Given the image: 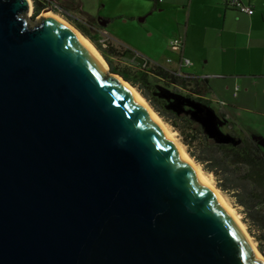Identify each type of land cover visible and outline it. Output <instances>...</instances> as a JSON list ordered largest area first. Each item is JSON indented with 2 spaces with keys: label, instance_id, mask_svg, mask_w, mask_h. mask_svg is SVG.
Wrapping results in <instances>:
<instances>
[{
  "label": "water",
  "instance_id": "95a60500",
  "mask_svg": "<svg viewBox=\"0 0 264 264\" xmlns=\"http://www.w3.org/2000/svg\"><path fill=\"white\" fill-rule=\"evenodd\" d=\"M28 13L0 0V264H262L117 74Z\"/></svg>",
  "mask_w": 264,
  "mask_h": 264
},
{
  "label": "rangeland",
  "instance_id": "374dc122",
  "mask_svg": "<svg viewBox=\"0 0 264 264\" xmlns=\"http://www.w3.org/2000/svg\"><path fill=\"white\" fill-rule=\"evenodd\" d=\"M108 1L113 0H58L57 12H61L64 5L72 7V5L82 4L85 12L91 13L95 16L97 14L109 16L111 13L110 10L113 7L107 4ZM129 2L131 8H140V11L143 13L145 11H150L149 9H151L154 3L152 0H130ZM103 3L106 4L105 9H102ZM188 3L189 0H163V2L158 3V7L163 6L169 8L166 12L153 13L149 19L144 22H138L137 18L135 21L129 22L127 25H121V23L118 25L109 24L107 29L108 34L101 30L102 26L99 19V21L96 18L85 19L83 16L76 14L74 11L68 12L67 15L69 14L68 16L77 20L91 33L95 34L98 30H101L103 33V35L100 34L103 48H106L109 44L121 53H124L125 50L128 51L122 58H113L112 60L117 66L128 67L133 71L138 68L139 60L142 59L148 60L151 66L157 65L158 67L170 72L179 71V62L177 61L178 52L171 51L169 47L170 39L178 35L184 36L183 34L185 33L186 28H190V37L193 38L192 40H194V38L199 34L197 37V41H199L200 38L203 39L204 35L201 31L195 34L194 31L199 30V27L195 25L198 21H208L212 23L213 31L209 32V37L207 36L206 40L214 41L213 44L219 47L220 41L224 39L225 43L223 44L227 48L226 53L224 54L217 51L215 55H210L209 58L207 57L206 61L209 65L213 66H211L212 68L206 72L201 69L200 58L197 54H194L187 49L186 53H184L182 57V59H187L191 65L188 68H184L183 70L185 71L192 72L199 77H201L204 73L225 76V78L220 80H210L212 91L207 96L209 104L205 105L204 103L202 104L197 102L194 97H191L192 93L187 89L175 91L171 84L162 80L154 81L153 85L155 92L153 96L155 98L165 100L163 107L164 110L162 109V112L168 116L170 121L163 119L153 108L152 109L174 134L176 142L184 149L188 156L190 155L189 153L195 152L196 149L194 144L187 145L184 137L180 133L182 129L181 117L188 118L192 123V132L201 134V136L204 134L211 141L223 143L231 142L227 133V123L232 122L234 129L238 134L249 136L258 140V145L264 151V114L262 113L264 112V94L262 93V89H260V84L259 88L254 86V82L251 81V78L249 77V72L242 66L248 52L245 48L246 44H244V46L238 44L235 45L234 34L232 36V34H228L226 30L223 32V37L220 40L219 35L221 34L222 28V11L215 14L216 7L211 0H208L207 2H205V0H197V3L195 5L193 4L191 17L188 15ZM50 12L64 19L59 13H56L53 10ZM41 14L42 12L36 17L31 16L34 21H29L31 26L39 23L40 17H42ZM227 14V23L228 19H235L236 22V13ZM190 19L193 22L192 24L188 22ZM84 38L87 39L86 37ZM236 43L242 44L243 42L237 41ZM261 48L262 47L258 45L253 49L259 57L262 53ZM98 53L100 54L99 51ZM220 59L223 60L222 68L220 66ZM234 62L236 64L235 74L233 73L231 67ZM108 69L109 67L107 65V71ZM254 71L253 75H259V73H261L259 72V69ZM235 88L239 90L237 97L233 96ZM158 104L160 108L163 105L160 101ZM219 108L227 110L229 115L224 111L221 112V114L218 113ZM171 109L176 111V115L178 117L175 118L170 115L169 110ZM225 117H227L228 120H226ZM174 121L176 123H174ZM188 132L186 131L184 133L186 134ZM189 158L203 170L201 164L197 163L193 158H191V156H189ZM203 172L208 175L214 187L218 188L216 177L213 174L206 173L204 170ZM218 190L229 205L235 210V213L239 216L241 223L246 228L251 241L253 240L252 243L264 259V255L259 252L257 242V239L261 238L258 237L261 232H259L253 224L247 221L243 208L236 204V201L231 194L222 192L219 188ZM261 241V248L264 250V239H261Z\"/></svg>",
  "mask_w": 264,
  "mask_h": 264
},
{
  "label": "trees",
  "instance_id": "16d2710c",
  "mask_svg": "<svg viewBox=\"0 0 264 264\" xmlns=\"http://www.w3.org/2000/svg\"><path fill=\"white\" fill-rule=\"evenodd\" d=\"M44 8L39 2L34 1L32 16H38ZM64 10L67 13L72 10L85 19H91L81 10L80 4L61 9V12H57V10L54 12L59 13L86 37L100 52L110 72L121 76L135 87L163 119L170 121L168 116L162 112L165 100L153 96L154 81H166L173 86L175 91L187 89L192 93V96H189L194 97L197 102L209 104L206 96L211 93V88L206 79L190 75V77H180L157 65L151 66L150 62L145 59L139 60L138 68L135 71L128 67L117 66L112 59L122 58L128 51L125 50L124 53H121L109 44L103 48L101 37L98 34L89 32L77 20L68 16ZM159 101L163 104L161 108L158 104ZM169 111L171 116L178 117L173 110ZM221 112L219 109L218 113L221 114ZM225 119L228 120L227 117ZM175 121L174 123H176ZM181 123L180 133L186 144H194L196 149L195 152L189 153V156L201 164L206 173L213 174L216 177L218 188L222 192L231 194L236 204L243 208L247 221L261 232L258 236L261 238H258L257 242L259 252L264 255V250L261 248V239H264V151L253 138L238 134L232 122L227 123V133L231 139L229 143L211 141L204 134L201 136V134L192 132V123L188 118L181 117ZM186 131L189 132L185 134Z\"/></svg>",
  "mask_w": 264,
  "mask_h": 264
},
{
  "label": "crops",
  "instance_id": "0c3cea01",
  "mask_svg": "<svg viewBox=\"0 0 264 264\" xmlns=\"http://www.w3.org/2000/svg\"><path fill=\"white\" fill-rule=\"evenodd\" d=\"M57 4H58V0H54ZM130 1V0H129ZM127 0H113V1H108L107 4L111 5L113 8L110 10V14L109 16L107 15H101V14H97L92 15L91 13L85 12L83 10V5L80 4V8L81 10L91 19L96 18L101 26L103 32L108 34V25L109 24H119L121 23V25H127L129 22H133L135 21L137 18L138 22H144L147 19H149V17L153 14V13H164L166 12V10H169V8L167 7H158V3L159 2H163V0H152L154 3L151 7V9H149L150 11H145L144 13L142 11H140V8H131L130 6V2ZM149 1V0H147ZM208 0H205V2H207ZM212 3L215 5L216 7V11L215 14H218L219 11H222L221 17H222V28H221V34L219 35L220 40L223 37V32H225V30L227 31V33L230 35L234 34V41H235V45H242L244 46V44H246L245 48L247 52V56L244 59V63H243V67H245L247 69V71L250 74V78L251 81L254 82V86L259 88V84H260V89H262V93L264 94V0H241L243 3L251 6V8H253L254 13L252 15H247V14H243L240 13L238 11H236L235 9L229 8L227 6V0H211ZM132 2V1H131ZM81 3V2H80ZM197 3V0H189L188 3V15L189 17H191V12H192V8H193V4L195 5ZM60 4V3H59ZM106 4H102V9H105ZM69 6L64 5V8L62 9H67ZM130 8V9H129ZM72 11V10H71ZM65 13H67L64 10ZM70 12V11H69ZM147 12V13H146ZM227 13H236V22L235 19H228V23H227V17L228 14ZM69 15V14H68ZM241 16V17H238ZM116 22V23H115ZM190 24H192L193 22L188 21ZM197 22V21H196ZM199 27V30H195V34L198 33L199 31L203 32V39H199V41H197V37L198 35L194 38V40H192L193 38L190 37V28H186L185 33L183 34L184 36L178 35L180 37L183 38L184 40V46L183 49L181 51V53H178V64L179 67L182 71V73L190 75L191 77H196V78H201V79H206L208 81V84L211 88L210 85V80L211 79H223L225 78V76L223 75H219V74H208V73H204L201 77L195 75L192 72L189 71H185L183 70L184 68H188L191 65H185V64H181L180 66V62L182 60V57L184 55V53H186L187 49L189 51H191L194 54H197L198 57L200 58V64H201V69L208 71L210 70L213 65H209L208 62L206 61V58L210 55H215L217 51L222 52V53H226V46L223 44L224 39L220 41V46H216L214 43V41H207L206 37H209V32L213 31V27H212V23L208 22V21H202L199 22L195 25ZM227 28V29H226ZM98 30L96 32V34H98V36L101 37V35H103L102 31ZM101 34V35H100ZM112 39V38H111ZM113 40V39H112ZM243 42L242 44L240 43H236V42ZM246 42V43H245ZM255 44V45H254ZM260 45L262 48V53L259 57V55L256 54V52L253 51L254 47ZM228 46V45H227ZM251 49V50H250ZM223 54V55H224ZM254 55V56H253ZM258 63V64H257ZM220 66L221 68L223 67V60L220 59ZM232 70L233 73L235 74L236 72V64L235 62L232 64ZM259 69L261 73H259V75L254 74L253 72H255L254 70ZM231 76V75H229ZM238 76V75H237ZM258 82V83H257ZM212 91V88H211ZM239 90H237L236 92V88L234 90V97H237ZM208 96V95H207ZM206 96V99L208 100ZM220 109V108H219ZM173 110V109H171ZM222 112L224 111L225 113H228L227 110L221 108ZM174 111V110H173ZM176 113V111H174ZM264 114V112H262ZM256 140V139H254ZM258 142V140H256Z\"/></svg>",
  "mask_w": 264,
  "mask_h": 264
},
{
  "label": "bare ground",
  "instance_id": "6f19581e",
  "mask_svg": "<svg viewBox=\"0 0 264 264\" xmlns=\"http://www.w3.org/2000/svg\"><path fill=\"white\" fill-rule=\"evenodd\" d=\"M29 2V0H27ZM32 16V6H29V13L27 14V18ZM42 17L40 18H51L64 27H66L80 42H82L85 47L93 54L95 59L98 63L103 67L104 71L107 75L109 72L107 71V65L101 55L98 53L96 48L84 38V36L74 27H72L69 23H67L64 19L60 16L50 12L49 10L43 11L41 14ZM117 83L135 100V102L141 107V109L148 115V117L153 121V123L160 129V131L166 136V138L170 141L176 151L180 154L183 160L187 163V165L192 169L194 174L197 178L201 181V183L206 186L215 199L219 202V204L225 209V211L230 215L233 223L239 230L240 234L242 235L243 239L251 249L253 255L262 263L264 264V259L258 253L257 249L255 248L254 244L251 241V238L246 231V228L241 223L239 216L235 213V210L229 205L226 199L222 196L220 191L214 187L213 183L209 179L208 175H206L203 170L189 158L186 154L184 149L176 142L174 138V134L168 129L167 125L158 117V115L154 112L150 104L147 100L140 94L139 91L135 89L132 85L128 82L124 81L117 75H110Z\"/></svg>",
  "mask_w": 264,
  "mask_h": 264
},
{
  "label": "built area",
  "instance_id": "2783aa9c",
  "mask_svg": "<svg viewBox=\"0 0 264 264\" xmlns=\"http://www.w3.org/2000/svg\"><path fill=\"white\" fill-rule=\"evenodd\" d=\"M34 1H37L42 6H44L45 7L44 10H50V11L53 10L54 11V10H57V8H58V4L54 0H29V2H28L29 6H32V9H33ZM226 3H227V6L229 8L235 9L236 11H238L240 13L247 14V15H252L254 13L253 8H251V6L243 3L241 0H227ZM183 46H184V40L180 36H174L169 41V47H170L171 51H173V52L181 53ZM181 64L190 65V62L187 59H182L180 62V66H181ZM144 65H146V64H144ZM173 73L177 76H180V77H190L189 75L182 73L181 69L179 71H174ZM237 90L238 89L236 88V92H237Z\"/></svg>",
  "mask_w": 264,
  "mask_h": 264
}]
</instances>
